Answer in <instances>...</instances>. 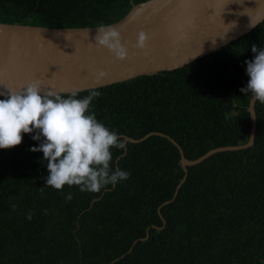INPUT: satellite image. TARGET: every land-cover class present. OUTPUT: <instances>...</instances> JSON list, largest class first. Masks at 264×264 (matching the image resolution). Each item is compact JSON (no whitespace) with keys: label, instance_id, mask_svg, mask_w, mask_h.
Listing matches in <instances>:
<instances>
[{"label":"trees","instance_id":"obj_1","mask_svg":"<svg viewBox=\"0 0 264 264\" xmlns=\"http://www.w3.org/2000/svg\"><path fill=\"white\" fill-rule=\"evenodd\" d=\"M143 1L0 0V22L99 26ZM252 45L264 48V19L179 68L78 92L101 93L90 111L122 140L162 134L112 149V169L130 177L99 193L45 185L35 132L0 149V264H264V105L253 102L250 146L215 152L185 173L165 138L186 160L246 141L251 94L240 89Z\"/></svg>","mask_w":264,"mask_h":264},{"label":"water","instance_id":"obj_2","mask_svg":"<svg viewBox=\"0 0 264 264\" xmlns=\"http://www.w3.org/2000/svg\"><path fill=\"white\" fill-rule=\"evenodd\" d=\"M258 19H264V0H145L104 25L119 31L128 52L123 60L96 45L101 25L70 28L0 22V96H6L8 89L19 91L33 80H40L44 89L70 94L173 70L242 36L253 28L251 21ZM141 31L148 36L143 48L136 47ZM253 102L250 96L246 107L249 131L242 144L216 147L186 160L178 145L165 136L177 148L182 171L215 152L250 146ZM149 134L162 135L151 132L142 138ZM142 138L123 137V141Z\"/></svg>","mask_w":264,"mask_h":264},{"label":"clouds","instance_id":"obj_3","mask_svg":"<svg viewBox=\"0 0 264 264\" xmlns=\"http://www.w3.org/2000/svg\"><path fill=\"white\" fill-rule=\"evenodd\" d=\"M259 23L251 21L249 27ZM95 43L107 48L117 59L127 57V48L121 43L119 31L104 25L97 28ZM148 36L137 34L136 47L143 48ZM254 59L245 61L250 77L243 94H251L254 101L264 105V48L251 46ZM103 76L104 73L98 74ZM0 99V149H11L22 143V134H36L33 140L41 141L31 151L43 153L47 161L48 176L45 185L63 190L65 185L78 186L81 192L99 193L106 186L115 185L130 177V172L112 169V149H124L125 143L115 130L99 122L90 106L101 93L92 90L78 98V92L67 97L44 89L40 80H33L21 90L8 89ZM71 200V194L66 196ZM28 219H31L29 215Z\"/></svg>","mask_w":264,"mask_h":264}]
</instances>
